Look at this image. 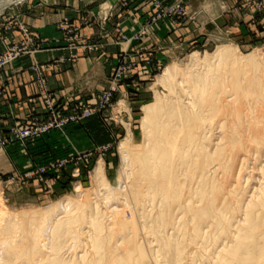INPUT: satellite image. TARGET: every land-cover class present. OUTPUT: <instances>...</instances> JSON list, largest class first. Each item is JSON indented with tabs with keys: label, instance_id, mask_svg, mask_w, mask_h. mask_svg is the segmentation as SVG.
<instances>
[{
	"label": "bare ground",
	"instance_id": "bare-ground-1",
	"mask_svg": "<svg viewBox=\"0 0 264 264\" xmlns=\"http://www.w3.org/2000/svg\"><path fill=\"white\" fill-rule=\"evenodd\" d=\"M25 1L0 0V14ZM192 59L189 71L171 66L160 77L169 94L144 108L146 146H120L131 168L124 179L131 182L129 194L107 187L101 164L95 172L98 186L114 192L113 203L142 210L141 226L156 249L136 242L137 228L125 235L137 224L134 217L119 218L124 209L104 210L112 218L105 224L99 191L98 204L88 197L77 209L71 199L23 217L9 212L0 195V264H264V61L225 46ZM249 160L258 162L257 177L250 174L243 197L237 184ZM175 215L186 218L184 228ZM83 236L82 255L69 258Z\"/></svg>",
	"mask_w": 264,
	"mask_h": 264
},
{
	"label": "rangeland",
	"instance_id": "rangeland-1",
	"mask_svg": "<svg viewBox=\"0 0 264 264\" xmlns=\"http://www.w3.org/2000/svg\"><path fill=\"white\" fill-rule=\"evenodd\" d=\"M28 1L29 0H26L24 3L21 4L10 5L8 6V8H6L1 12L0 38L4 36L5 32H10V31L20 32L22 31L21 29L23 28L27 29L33 41L36 42L34 50L37 51L35 54L29 56H35L36 54L41 53L44 50V47L39 45L41 44L42 41L39 42V39L35 38V36L32 34V32L28 29V27L25 24L17 21L16 19H11L14 11H18V9L23 11V9L26 6L25 4ZM87 1H89L92 4L94 12L89 15H86L84 17V20H82L81 23L76 26L71 25V23L68 20H65L64 23L60 26V30L63 32L66 40L76 45V43L81 40V36H80L81 29L84 28L85 26L90 25V20L93 18L99 21V26H100L99 28L101 32L95 37V40L94 38L91 37L86 39L82 38L81 43L77 46L84 49L85 52L88 53L93 52L99 54V59H102L106 57L105 50L108 47V43L105 42V40L108 39L109 35L111 36L110 32L113 31V27L115 25L114 28L116 31V36L114 37L115 45L122 46L123 48L120 50L119 54L117 55L115 64L112 67H110L112 69L111 74L107 79V86L103 91L107 89L114 71L117 70L124 61L127 62L130 70L125 74L123 83L121 85L120 93L116 95L115 101L113 103V108L106 111L105 114L101 117L105 119L106 123H109V126H111L113 130L120 129L119 132L120 137L114 145H112L111 143H104V144L99 143V145L87 151H77L79 153H84L95 150L98 147L111 145V149L108 152L102 153L103 160H100V155H96L92 159L93 162L91 163V168L88 166L83 168L81 179L78 182L76 181L77 183H75V181L74 182L68 181L67 176L65 175L63 180L60 183L57 182L51 190L46 185L39 183L37 180H34L32 175L38 168L45 167L47 163L51 162L52 160L43 164L42 163L38 164L34 161V159L31 158L29 153L30 143L33 145L36 142L45 141L46 140L45 138L26 141L24 145L20 144V146H18L15 149L16 152H12V150L9 151L8 149L0 150V153L2 151L5 152L4 155L6 154V157H8L11 160V162H12L11 157H13V159H15V161L17 162V166L13 162L14 165L13 169H11V167L0 168V195L3 197L2 199L4 200V203L8 211L13 214H19L20 217H23L24 214L26 216H29V214L40 215L49 211H53L54 209L57 208V207L54 208V206H56L61 202H66L67 200H71V199L76 203V204L74 203L73 207L75 208V205H77L76 206L77 209L81 208L79 207L81 203L77 204V202L81 201L82 204H84L86 200H88V197L90 201H92V203L95 202L96 200L97 202L96 204H98L100 200L97 207L98 209L101 208L99 209L100 213L106 210L105 212H107V214L109 213L108 215H111L112 207L119 210L124 209L123 212L117 213L115 211L117 214H119L120 216L119 218L122 219L126 218V220L128 221L134 219L133 225L137 224L138 226L141 227L140 228L137 225L133 227L129 224L128 226L130 227L127 226V228L125 229L126 234L124 232L123 234L125 235L128 234V236L130 237L133 234L129 232L133 233V229L137 228L138 232L136 236L138 235L139 236L136 237L135 239L136 242H138L139 240L140 241L139 244L141 243L145 244L148 241V244L152 246V247L150 246V248L156 249L155 247L156 245H154V241L152 242L150 238L146 239V235L144 234L145 227L142 228V226L144 225L142 210H137L139 211L138 214L136 210H134L135 208L133 207V205L130 206V209L128 207H124V204L122 205L123 200H121L120 202L118 201L119 204L118 202L113 203L116 200L110 199L109 197L110 194L113 195L114 192L113 194L110 193L108 195L106 194V192H104L105 190L104 191L102 190L108 187L111 190H114L116 194H121V195L123 194L128 195L129 192L131 191L130 188L131 182L124 180L126 177L125 174L127 172L130 173L129 171L131 168L128 166L127 161L123 159L122 153L120 151V146L124 142H126L131 148H136L140 146L139 148L141 149L146 146L148 142L147 139L148 137L145 135L142 127V122L144 119L143 118L144 108L154 103L157 98L163 101L168 96L167 94H169V91L165 89L161 84H159V79L163 75L167 67L175 66L181 72H187L191 69L193 64H195L192 59V56L194 54H198L200 59L203 60L207 54L213 55L218 48L223 46L232 48L233 51L237 50L238 56L248 57L249 55L250 56L253 55L258 61H260L261 59L264 61V11H258L256 8L255 10L254 7L248 6L245 0H237L239 4L235 5V9L239 11L241 16H237V19L233 18V20H231L230 22H226L225 24L221 22L220 19H218L217 22H212V24L208 26L209 28H207L206 25H204V21L198 19L200 12L195 11V8L190 9L188 5L189 0H186V5L188 6V10L190 12L189 17L184 19L174 18V19L163 20L159 22L158 28L153 27L149 35L143 37L140 41L126 43L123 36L126 35L128 37H132L136 33H139L143 26H145L148 22H150L152 18L156 17V15L158 14L157 12L158 9L155 2L156 0H145L142 3L140 2V0H116V2H112V0L111 2H109L110 0H87ZM158 1L161 2L163 8H169L176 2V0H158ZM219 2L220 0H215L216 3L215 5L217 6V9L215 10L216 12H219L220 10ZM125 11L130 12L133 18H137L138 16L142 17L144 13H145L144 16H146V20L142 24L141 28L131 35L122 31L119 24L114 23V21L117 20L119 17H121V15H123ZM191 24H194L195 26L198 25L196 28L198 33L194 34V36L183 35L179 39H176L174 41L171 39V35L175 32V30L182 27H189ZM64 27H66V30H63ZM162 29H165L167 33H170L169 35H167V38L165 39L166 40L168 38L170 39H168L167 42H165L164 40L163 43L157 45L151 39L153 38L152 36L160 32ZM147 41H151L152 45L147 46L146 45ZM9 48H7L2 54H4ZM89 48H93V49H89ZM125 53H128V57H126L127 60L124 59ZM22 58H20L18 61H20ZM75 58L76 57L73 55L70 58V60H73ZM18 61H16L13 65H15ZM63 62L64 60L59 61V63H63ZM10 67L11 66H8L5 69L1 70L0 73ZM31 69L36 76L38 96L43 103V114L41 116L31 114L25 121H22L19 125L24 126L26 123L31 122L33 117H41L45 119L46 117L45 99L43 97V90L41 88V82L43 81H45L46 90L53 97L56 106L59 109L65 111L64 112L65 116L72 114L74 112V107L78 106L79 104L88 105V100H86L85 98L83 99L84 101L74 102L71 105L70 104L62 105V106L58 105L57 102L55 101V96L48 89L46 76L44 74L43 69L37 64L34 65ZM33 69H36L38 71H35ZM87 121H84L80 124L72 125L70 127L84 126L87 123ZM16 125L18 124L13 125L12 127ZM96 137L98 138V140L103 139L102 135H96ZM104 139L107 141L106 138ZM54 154L60 155L61 152L56 151ZM59 158L62 157H56L53 160H58ZM248 162L245 163L244 166L245 171L242 170L241 172L242 175L241 177L243 178V180L244 177L246 179H250L249 178L250 174L252 176L256 172L255 168L258 162L255 163V161L252 160H249ZM99 164H101V166L103 167L102 170H103V174H105L104 178L107 181L106 182L108 185L107 187H99L98 186L99 183L95 181V172ZM253 171L254 173H252ZM244 172L249 174H245ZM253 176L257 177L256 174H254ZM240 180H241V184L239 183ZM243 180L241 178L238 180L237 187L238 190L240 188L241 191V192L239 191V194H242L243 191L244 194H242V196L244 197V195L247 194L246 192L249 191L252 185L251 184L252 181L250 179L248 180V182L250 181V183H248L247 181L245 182V180L244 181ZM247 184H249V187L246 186V188L248 187L246 189L245 185ZM125 185H130V186L126 189H123ZM77 187H81V191L76 192L75 190L77 189ZM127 189L129 192L127 191ZM95 191L97 194L95 193ZM98 191L100 192L101 196L98 193ZM117 191L120 192L122 191V192L118 193ZM102 192L104 193L102 194ZM98 194H99V200H97ZM106 195H108L109 199H106L107 201L105 200L103 202ZM91 198L94 200H92ZM119 198L122 197L119 196ZM111 200H113V202ZM132 200L133 198L131 199L130 197L129 201ZM90 201H87L86 204L89 203ZM105 202H107V204L109 203L111 207H109L108 206L109 204L107 205ZM103 203H105L107 206H105V204L103 206ZM99 205L100 206L102 205V207H100ZM106 207L107 209L108 208L110 209L107 210L105 209ZM115 212L113 214H115ZM147 212L150 213V209H147V211L145 212L143 211V213L146 214ZM103 213L101 215H103ZM104 214H105L103 215V217L105 216L104 221L107 222L104 223L110 224L109 219L111 220L112 218L108 216L106 213ZM154 215L152 219H155L154 217L157 216L155 213ZM175 217L181 218L182 216L180 217V215L178 216L175 215ZM185 219L186 218H183V220L181 221L179 220L177 226L181 227L182 225L181 228H184L185 226H183V224L185 223ZM84 225L85 224L83 223V227H84L83 232L89 231L86 228L88 227L87 224L85 225L86 227ZM83 227L81 226V229ZM191 227L192 226H188V228ZM113 231L118 238L122 236V232L120 234L118 233L119 231L118 228L113 229ZM85 237L83 236L81 238L82 240L79 241L81 244L80 247L75 248V251L73 252L74 254H71L70 255L71 257L69 258L74 259L72 258V256L76 258L75 255L78 256L82 255V251H84V248L82 249V247L84 243H86L85 240H84L85 242L83 241V238L87 239V236Z\"/></svg>",
	"mask_w": 264,
	"mask_h": 264
},
{
	"label": "crops",
	"instance_id": "crops-1",
	"mask_svg": "<svg viewBox=\"0 0 264 264\" xmlns=\"http://www.w3.org/2000/svg\"><path fill=\"white\" fill-rule=\"evenodd\" d=\"M144 1L140 0L141 3ZM215 4V0H189L188 2L190 9L195 8V11L200 12L198 19L204 21L207 28L218 19L225 24L241 16L235 9V5L239 4L237 0H220L219 12L215 11L217 9ZM25 5L23 11L20 9L14 11L11 19L25 24L35 38L39 39V42L42 41L41 46L44 50L35 56L23 57L15 65L0 73V129L4 131L25 121L31 114L39 116L43 114V103L38 96L36 76L31 69L34 65L37 64L43 69L48 89L55 96L58 105H71L74 102L84 101V98L88 100V103H94L106 88L107 79L112 70L110 67L115 64L116 57L123 48L115 45V25L110 32L111 36L109 35L105 40L108 43L105 58L99 59V54L85 52L77 46L82 38L91 37L95 40L101 32L99 21L94 18L90 20V25L81 29V40L76 45L65 39L60 30L65 20L76 26L84 20L86 15L94 12L92 4L87 0H29ZM144 14L142 17L133 18L130 12L125 11L114 23L119 24L122 31L131 35L145 22ZM197 26L191 24L189 27L179 28L171 35V39L174 41L183 35L194 36L198 33ZM169 34L162 29L152 36L151 40L160 45L164 40L167 42L170 39H165ZM22 39L23 35L19 31L5 32L0 38V54ZM146 45L151 46L152 42L147 41ZM73 55L76 58L70 60ZM62 60L64 62L59 63ZM119 132L120 129L113 130L103 117L95 116L84 126L68 128L64 137L54 134L44 139L46 142L39 141L33 145L30 143L29 153L36 163L43 164L56 157H64L73 151H87L99 143L114 145L120 137ZM96 135H102L103 139L98 140ZM17 147L8 150L16 152ZM56 151L61 154L55 155ZM4 153V151L0 153V168L13 169V162L17 166L15 159L10 156L11 162Z\"/></svg>",
	"mask_w": 264,
	"mask_h": 264
},
{
	"label": "built area",
	"instance_id": "built-area-1",
	"mask_svg": "<svg viewBox=\"0 0 264 264\" xmlns=\"http://www.w3.org/2000/svg\"><path fill=\"white\" fill-rule=\"evenodd\" d=\"M245 1L248 6L254 7L258 11H264V0ZM155 2L158 9L156 17L152 18L150 22L143 26L139 33H136L132 37L123 36L126 43L140 41L143 37L149 35L153 27L158 28L159 22L163 20L174 18L184 19L190 16L186 0H176L169 8H163L161 2L158 0ZM21 30L20 32L23 35L22 41L13 45L4 54L0 55V71L8 66H12L20 58L33 55L37 52L34 50L36 42L33 41L28 30L24 28ZM63 30H66V27ZM126 57H128V53L124 55L125 60H127ZM33 70L38 71L36 69ZM129 70L130 68L127 62L124 61L114 71L107 89L99 95L94 103H88V105L79 104L74 107V112L67 116H65L64 110L56 106L53 97L47 92L45 81L41 82L46 108L45 119L33 117L32 121L26 123L24 126L18 124L6 132L0 130V150L14 148L20 146V144L24 145L29 140L46 139L54 134L64 137L66 136L68 127L80 124L95 116H103L106 111L113 108L116 95L120 93L123 79ZM110 149L111 145H107L89 152L70 153L68 156H64L58 160H52L43 168H38L32 177L39 183L46 185L50 190L57 182L60 183L65 175L68 181H75L77 183L81 179L83 168L86 166L91 168L93 157L100 155V160H103L102 153H106Z\"/></svg>",
	"mask_w": 264,
	"mask_h": 264
}]
</instances>
